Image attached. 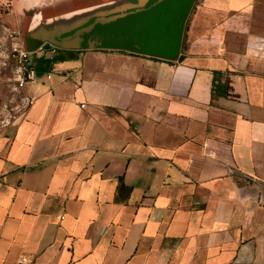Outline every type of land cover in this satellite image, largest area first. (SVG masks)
I'll list each match as a JSON object with an SVG mask.
<instances>
[{
	"label": "crops",
	"instance_id": "0c3cea01",
	"mask_svg": "<svg viewBox=\"0 0 264 264\" xmlns=\"http://www.w3.org/2000/svg\"><path fill=\"white\" fill-rule=\"evenodd\" d=\"M8 1L82 40L106 0ZM63 50L0 131V264H264V0H193L175 53Z\"/></svg>",
	"mask_w": 264,
	"mask_h": 264
},
{
	"label": "flooded vegetation",
	"instance_id": "af4514ba",
	"mask_svg": "<svg viewBox=\"0 0 264 264\" xmlns=\"http://www.w3.org/2000/svg\"><path fill=\"white\" fill-rule=\"evenodd\" d=\"M164 1L106 0L96 3L90 24L92 32L94 35H111V39H118L123 43L138 42L144 49H154L152 39L161 24L158 14L163 11ZM165 36L169 38L170 34Z\"/></svg>",
	"mask_w": 264,
	"mask_h": 264
},
{
	"label": "rangeland",
	"instance_id": "374dc122",
	"mask_svg": "<svg viewBox=\"0 0 264 264\" xmlns=\"http://www.w3.org/2000/svg\"><path fill=\"white\" fill-rule=\"evenodd\" d=\"M8 2V0L0 2V131L15 122L28 104L24 99L23 89L17 87L15 80L17 66L10 54L11 39L8 37L7 31V28L12 29V26L2 17L4 11L7 10ZM168 7L166 6L161 12L162 16L159 17L160 20L166 19V15L170 10H168ZM181 22L182 19L175 24V36L170 46L171 52L179 46L183 31V24ZM164 32L165 27L162 24L159 30L156 31L159 40H162ZM21 35L24 39V32H21Z\"/></svg>",
	"mask_w": 264,
	"mask_h": 264
},
{
	"label": "water",
	"instance_id": "95a60500",
	"mask_svg": "<svg viewBox=\"0 0 264 264\" xmlns=\"http://www.w3.org/2000/svg\"><path fill=\"white\" fill-rule=\"evenodd\" d=\"M193 0H171L169 4H167L168 7V14L166 15V19L163 18V20H160V26L163 24L165 27V32L163 35V38L167 40L166 42H157V39H154L153 46L154 49H145L149 51L150 53H170L171 52V43L174 39L175 36V27L176 23L179 22L180 19H182V24L184 21L185 16L187 15V12L189 10V7L191 5ZM170 29L171 31L168 32L167 30ZM158 31V30H157ZM92 33V32H91ZM89 34V36L85 37L84 39H79V36H67L66 38L63 39H55L52 36H54V32L48 33L49 36H46L43 34L41 30L37 31H30L25 33L26 36L31 37V38H36L40 40H46L52 43L53 45L57 46L58 48L61 49H69V48H77V47H106V48H124V49H129L132 46L138 47L140 46L139 43L133 42L132 44L130 43H123L120 42L118 39H111V35H100L98 33H95V35ZM165 34H170V37L167 38ZM113 36V35H112ZM157 36V34H156ZM114 39V40H113ZM164 47V50H162ZM178 49V47L173 51ZM172 53V52H171Z\"/></svg>",
	"mask_w": 264,
	"mask_h": 264
},
{
	"label": "built area",
	"instance_id": "2783aa9c",
	"mask_svg": "<svg viewBox=\"0 0 264 264\" xmlns=\"http://www.w3.org/2000/svg\"><path fill=\"white\" fill-rule=\"evenodd\" d=\"M8 37L11 39L10 54L16 62L15 80L17 87L23 88L27 84H34L38 82V72L35 69L34 60L43 54L49 55L52 58L56 54L58 48L53 45L45 46L44 44L38 46L36 50H27L23 45V38L21 33L16 29H9ZM39 55V56H38ZM49 77V76H48ZM31 103V100H27ZM17 264H28V259L22 256Z\"/></svg>",
	"mask_w": 264,
	"mask_h": 264
},
{
	"label": "trees",
	"instance_id": "16d2710c",
	"mask_svg": "<svg viewBox=\"0 0 264 264\" xmlns=\"http://www.w3.org/2000/svg\"><path fill=\"white\" fill-rule=\"evenodd\" d=\"M24 40H25V41L27 40V37H26V35H25V32H24ZM37 42H38V43H41V42H39V41H37ZM64 51H65V50H63V49H58L57 52H56V54L53 55V57L50 58V59H44V58L41 57V56L35 58V60H34L35 69H36L37 71H40V70L43 71L44 69H46V67H47V63H48V62L52 61L55 57H58L57 54H62V53H64Z\"/></svg>",
	"mask_w": 264,
	"mask_h": 264
}]
</instances>
